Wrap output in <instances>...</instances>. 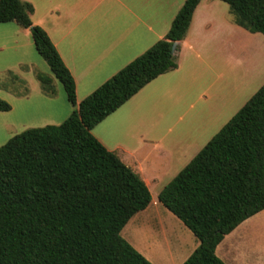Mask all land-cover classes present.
<instances>
[{
	"label": "trees",
	"instance_id": "1",
	"mask_svg": "<svg viewBox=\"0 0 264 264\" xmlns=\"http://www.w3.org/2000/svg\"><path fill=\"white\" fill-rule=\"evenodd\" d=\"M201 1L185 0L167 34L83 99L64 122L25 130L0 147V264H151L120 235L150 205L151 194L91 130L177 68L178 44ZM218 1L228 6L236 26L264 37V0ZM31 14L22 0H0V24L30 31L35 51L75 107L73 78ZM35 79L44 94L54 95L50 77L37 73ZM10 109L0 99V112ZM157 200L199 242L183 264H224L217 246L264 210V84Z\"/></svg>",
	"mask_w": 264,
	"mask_h": 264
},
{
	"label": "crops",
	"instance_id": "2",
	"mask_svg": "<svg viewBox=\"0 0 264 264\" xmlns=\"http://www.w3.org/2000/svg\"><path fill=\"white\" fill-rule=\"evenodd\" d=\"M22 1L31 5L32 24L46 33L74 81L75 107L63 103L62 93L52 77L50 78L55 90L53 96H47L40 87V90L38 88L41 117H44L40 119L48 120L46 123L50 125H59L83 99L161 40L169 31L185 0ZM205 1L202 0L193 13L186 37L178 44L179 54L190 48L188 40L192 26L199 11L207 9ZM34 49L28 29H23L15 23L0 24L1 69L10 71L27 68L32 71V64L39 65L34 61ZM179 70L180 59L175 70L150 82L91 130L92 136L107 151L116 155L139 176L151 196V186L157 188L165 179L167 180L164 183L167 185L208 143L204 145L203 141L197 139L188 141L190 132L186 127L187 124H193L192 120L186 122L185 127L181 129L177 125L161 128V120L175 111L184 100L185 92L180 94L175 84ZM159 87L161 91L157 93ZM11 91L7 95H14L16 92L15 89ZM25 96L20 99L26 98L23 100L27 102V106L32 102ZM0 99L4 97L0 96ZM224 99L225 93L220 92L216 99L217 106L208 103L206 107L205 119L212 127L217 123L219 116L214 110L223 104ZM189 109H193V104L190 103ZM3 114L5 112H0V119L4 117ZM183 116L177 117L176 124L183 122ZM201 145L204 146L200 149ZM194 147L200 150L189 162L187 160L186 164H183L188 150ZM174 168L178 169V172H174ZM132 219L130 223L133 222ZM169 220L175 224L170 217ZM126 239L139 254L154 264L143 244L134 242L130 237ZM227 239H231V248L224 247L218 256L216 250L223 246ZM167 244L171 246V251L178 247L174 240ZM258 248L264 249V210L225 236L217 246L215 254L224 264H264V250L260 253ZM166 251V256L171 262V255Z\"/></svg>",
	"mask_w": 264,
	"mask_h": 264
},
{
	"label": "rangeland",
	"instance_id": "3",
	"mask_svg": "<svg viewBox=\"0 0 264 264\" xmlns=\"http://www.w3.org/2000/svg\"><path fill=\"white\" fill-rule=\"evenodd\" d=\"M205 3L207 9H201L193 23L188 40L190 48L183 54H179L178 51L177 55V63L180 59V72L176 76L175 84L180 94L185 92L184 100L175 111L161 120L162 129L175 125L181 129L185 127L186 122L192 120L193 124H187L186 127L190 132L188 141L197 139L203 141L204 145L264 84V37L235 26L234 18L226 4L218 0H206ZM33 55L34 61L39 65L32 64V71H28L27 68L7 71L0 67V96H3L5 100H2L11 106V110L5 112L4 117L0 119V147L25 130L50 125L46 123L48 120L40 119L44 117H41L42 107L40 98L37 97L40 86L35 74L52 78L53 76L35 49ZM1 61L0 56V63ZM14 75L16 78H13ZM53 81L62 93L63 103L70 106L62 85L55 79ZM11 89H15L16 97L12 94L7 95L9 91L12 92ZM160 91L159 87L157 93ZM220 92L225 93V99L223 104L214 110L219 116L217 123L212 127L205 119L206 107L208 103L217 106L216 99ZM23 96L32 103L25 106L27 102L23 99L26 98L20 99ZM190 103L193 104L192 110L189 109ZM180 115H184L183 122L176 124ZM200 149L194 147L188 150V156L183 159V164H186L187 160L189 162ZM174 172H178V169L174 168ZM166 180L159 183L157 188L151 186L153 194L150 205L144 212L135 215L133 222H129L120 235L127 243L126 238L130 237L134 242L143 244L154 264H183L198 247L199 242L182 222L159 204L157 197L165 187ZM169 217L175 221L174 225ZM173 240L178 247L171 251V246L167 243ZM224 247L231 248V239H227L223 246L218 247L216 250L218 256ZM166 250L171 255V262L166 256ZM263 250L258 248L260 253ZM185 256L186 259H183Z\"/></svg>",
	"mask_w": 264,
	"mask_h": 264
},
{
	"label": "water",
	"instance_id": "4",
	"mask_svg": "<svg viewBox=\"0 0 264 264\" xmlns=\"http://www.w3.org/2000/svg\"><path fill=\"white\" fill-rule=\"evenodd\" d=\"M176 46H177V43H174V44L172 45V51L175 50Z\"/></svg>",
	"mask_w": 264,
	"mask_h": 264
}]
</instances>
